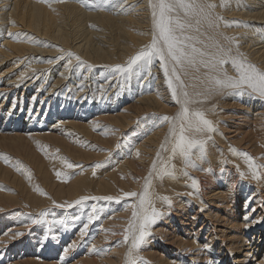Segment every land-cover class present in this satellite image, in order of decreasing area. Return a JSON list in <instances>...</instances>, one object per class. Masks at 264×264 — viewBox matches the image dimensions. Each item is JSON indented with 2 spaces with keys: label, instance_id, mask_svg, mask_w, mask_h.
Here are the masks:
<instances>
[{
  "label": "bare ground",
  "instance_id": "1",
  "mask_svg": "<svg viewBox=\"0 0 264 264\" xmlns=\"http://www.w3.org/2000/svg\"><path fill=\"white\" fill-rule=\"evenodd\" d=\"M111 2L114 6L100 8L81 0H0V264H125L128 245L122 241L134 197L53 207V201L140 191L157 152L165 159L170 155L161 150L171 140L170 124L159 117L175 116L180 106L159 60L130 83L104 67L126 63L151 42L150 0ZM208 2L216 5L212 22L191 34L205 45L238 50L264 69V0ZM224 67L235 75L230 64ZM206 71L189 69L182 76L190 92L200 89L194 77L202 79ZM22 73L28 78L21 83ZM198 106L210 110L208 118L218 128L207 144L208 162L201 165L212 172L189 167L190 175H182L185 165L177 157L171 160L176 179H153L155 192L173 204L156 202L165 215L139 249L138 264H264V169L260 179H251L246 158L229 150L264 165V99L214 94ZM193 177L198 189L191 186ZM92 204L101 210L99 219L80 240L85 220L76 218ZM46 208H53L52 215L33 224ZM73 241L79 242L65 255Z\"/></svg>",
  "mask_w": 264,
  "mask_h": 264
},
{
  "label": "snow or ice",
  "instance_id": "2",
  "mask_svg": "<svg viewBox=\"0 0 264 264\" xmlns=\"http://www.w3.org/2000/svg\"><path fill=\"white\" fill-rule=\"evenodd\" d=\"M81 3L86 7L106 8L114 6L111 0H100V3L96 5L89 3V0H81ZM150 4L153 19L151 42L139 48L135 54L128 58L126 63L105 65L104 67L107 68L110 76L115 77L121 83H130L133 77H140L145 71L150 73L153 62L159 60L171 97L180 106L175 116L164 115L159 117L162 122L170 124L169 136L171 140H166V143L161 145V150L170 152V155L165 159L161 152H157V158L153 160L149 174L144 178V184L140 191H122L118 196H81L72 203L53 201L54 208L72 209L74 206L86 205L89 201H112L134 197L136 203L132 205V215L124 229L122 241L128 245L125 264H138L139 249L146 238L151 235V228L165 215L162 208L156 206V202L161 201L163 205L169 208L173 204L170 197L161 196L155 192L153 179L163 180L165 177L176 179L177 170L171 160L177 157L181 158L185 165L180 170L182 175H190L187 171L189 167L199 168L206 173L212 172L211 168L204 169L201 165L203 162H208L207 144L212 140V134L218 132V128L215 122L208 118L210 110L198 105L203 104L214 94L236 96L247 94L264 99V69H260L249 62L238 50L233 53L231 47L218 44L205 45L199 35L191 34L193 32L199 33L200 26L204 21L212 22V10L216 7L215 4L208 2V0H150ZM120 7L122 8L123 5ZM216 19L221 18L217 17ZM233 23L239 24L236 21ZM8 35L19 38V34L9 32ZM227 39L231 40V38ZM32 42L41 43L37 40ZM66 55L69 58L75 56L70 51ZM60 58L63 59V57ZM75 59L83 66L84 62L80 61L79 56H75ZM48 63H52V61L49 60ZM71 64L72 60L69 59L68 65ZM228 64L234 69L235 75H230L225 69L224 66ZM201 67L207 69L203 73V78L194 77L199 81L201 87L199 90L190 92L182 76H187L189 69L199 71ZM27 78V75L22 73L19 80L22 83ZM193 88L196 89V85H193ZM104 98L106 97L102 91L101 99ZM169 144L170 148L168 147ZM229 150L246 158L251 179H260V170L264 169V165L258 164L255 158L248 153H240L235 148ZM137 155H139L138 150ZM65 163L68 168L74 167L66 160ZM101 166L102 162L95 165L97 168ZM220 171L223 173L224 169L221 168ZM237 171L241 179L248 178L245 172L239 171V166H237ZM56 175L59 177L61 173L57 172ZM191 186L194 189L199 187V181L194 177ZM192 194L188 193V195ZM100 211L95 204H92L90 209H85L82 218H76L85 220L79 229L80 240H83L87 235L89 226L99 219ZM52 213L53 208L43 209L36 214L37 218L31 219V222L33 224L44 223ZM20 215L31 218L33 214L20 213ZM59 223L67 226V221L64 219H60ZM105 231L109 230L105 229ZM22 235H24L23 232L15 233L16 237ZM78 242L73 241L64 249V254L67 255L69 249L76 247ZM92 247L95 250L96 246L93 245Z\"/></svg>",
  "mask_w": 264,
  "mask_h": 264
}]
</instances>
